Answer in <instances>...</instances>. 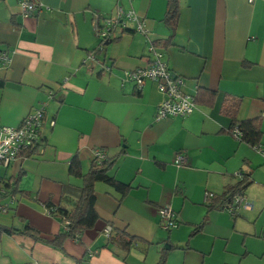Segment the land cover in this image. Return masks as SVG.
Wrapping results in <instances>:
<instances>
[{"label": "crops", "instance_id": "0c3cea01", "mask_svg": "<svg viewBox=\"0 0 264 264\" xmlns=\"http://www.w3.org/2000/svg\"><path fill=\"white\" fill-rule=\"evenodd\" d=\"M33 1L41 8L25 17L19 0H0V52L11 60L0 64V126L18 128L45 110L40 153L0 174L20 177L15 199L0 204L12 220L0 224L27 222L40 239L4 235L0 264H264V157L232 136L223 111L225 101L239 100L238 122L259 118L264 148V0H179L175 30L164 22L169 0ZM117 6L132 7L150 33L121 34L100 49L93 18L113 16ZM170 38L160 50L197 109L156 121L157 86L138 91L126 73L149 65L150 44ZM91 52L112 72L85 64ZM98 149L114 163L109 176L130 189L122 195L97 183L99 221L58 248L52 243L64 226L43 204L72 210L83 180L70 174L71 162L78 158L87 174ZM179 152L186 167L174 164ZM237 172L251 180L240 194L252 207L233 218L221 204L240 183ZM206 192L215 195L210 205ZM165 205L178 217L171 231L159 224Z\"/></svg>", "mask_w": 264, "mask_h": 264}, {"label": "built area", "instance_id": "2783aa9c", "mask_svg": "<svg viewBox=\"0 0 264 264\" xmlns=\"http://www.w3.org/2000/svg\"><path fill=\"white\" fill-rule=\"evenodd\" d=\"M130 4L134 0H127ZM253 4L255 0H248ZM19 6L22 15L28 17L36 13L41 6L33 0H19ZM93 31L95 36L101 41L102 49L107 42L114 41L125 30H132L135 33H140L147 36L150 31L146 28L145 21L131 7L125 9L122 6H117L113 16H101L96 14L93 18ZM149 65L142 68H137L132 72L126 73L127 81L133 82L138 91H142L149 83L157 86L158 91L163 96L162 102L159 104L155 119L156 121H164L167 119H184L192 115L197 109L196 97L186 91V81L182 76L176 75L170 69L163 52L156 48L153 43L149 46ZM10 56L7 52H0V64L7 68L10 64ZM96 63L107 72H112V67L106 65L99 57L97 52H91L85 60V64ZM45 110L39 109L31 113L18 128H9L0 126V169L8 170L13 164L21 158V153L25 152L32 146H35L42 140V130L45 117ZM55 122L52 123V127ZM232 136L240 141L242 133L235 127L232 130ZM254 150L264 157V148L259 146L254 147ZM93 161L98 165H102L107 161V157L103 150H94ZM189 163L188 156L185 152L176 154L174 164L178 168L186 167ZM236 176L242 181L243 174L237 172ZM215 195L210 192L205 194V203L210 205ZM45 212L49 216H54L55 208L43 206ZM252 205L246 201L242 194L235 195L232 200L226 202L222 206V210L235 218L241 208L250 209ZM3 213L7 212V207H0ZM160 227L166 231H171L179 227L178 217L176 212L169 206L159 209ZM66 221L64 226H68ZM113 230L108 226L104 232V236L111 237Z\"/></svg>", "mask_w": 264, "mask_h": 264}, {"label": "trees", "instance_id": "16d2710c", "mask_svg": "<svg viewBox=\"0 0 264 264\" xmlns=\"http://www.w3.org/2000/svg\"><path fill=\"white\" fill-rule=\"evenodd\" d=\"M179 0H169L168 3V11L164 22L172 29L175 30L178 24L179 18ZM125 33H135L132 30H125ZM118 39V38H117ZM115 39V40H117ZM114 40V41H115ZM172 43L171 38L167 41H157L153 42V45L161 49V47H168ZM1 86V84H0ZM197 103V98H196ZM240 101H225L223 106V111L226 114H229L233 118V126L238 127V129L242 133L241 142H244L251 147L259 146L261 143V139L263 137V132L261 130L260 119H251L242 122H238L236 120L237 111L240 106ZM232 129V130H233ZM232 130L230 133L232 134ZM42 140L39 141L35 146L30 147L25 152L21 153L20 160H27L36 157L40 153V147L42 146ZM19 160V161H20ZM114 163L106 161L102 165H98L95 161L92 162L91 167L87 174H83L80 166V161L78 158H75L70 165V174L74 177H79L83 180V187L75 193L76 202L72 210H69L64 207H58L49 202L43 204L48 208L54 207L56 213L54 217H58L63 226L66 221L69 222V225L64 226V230L60 233L56 239L53 241V245L62 248L64 241L67 239H77L79 235H81L84 231L88 229H92L95 227L96 223L99 221L100 217L96 211V192L95 185L99 182L105 183L116 189L122 195L128 193L130 186L123 184L117 181L114 177L109 176V170ZM5 179L4 177H2ZM1 179V178H0ZM0 180V204L1 199L10 195L14 200V196L17 193V186L19 183L20 177H14L10 180ZM251 185V180L247 177L244 178L236 187H232L228 189L224 193V201L221 204L222 206L226 202H230L235 195L240 194L241 191L246 190ZM10 189V192L7 190ZM65 189V187H64ZM7 190V191H6ZM211 205L210 207H212ZM2 207V206H0ZM7 207V211L9 210V206ZM23 227L16 226H5L0 224V241L4 235H25L30 236L36 240L40 239V233L34 229L29 223L24 222ZM130 243V242H129ZM161 264H164L163 262Z\"/></svg>", "mask_w": 264, "mask_h": 264}, {"label": "rangeland", "instance_id": "374dc122", "mask_svg": "<svg viewBox=\"0 0 264 264\" xmlns=\"http://www.w3.org/2000/svg\"><path fill=\"white\" fill-rule=\"evenodd\" d=\"M5 170H3V169H0V174L2 173V172H4ZM11 171H12V168H10L9 170H8V172L9 173H11ZM4 174V173H3ZM3 176V175H2ZM9 178H10V176H9ZM206 194V193H205ZM2 200V199H1ZM165 206H167V205H165ZM165 206H163V207H165ZM169 206H171V205H169ZM2 207H6V206H2ZM172 208V207H171ZM173 209V208H172ZM8 212V213H7ZM6 213H3L1 210H0V223H5L6 221H7V223H8V221L9 222H11V218H12V216L13 215H11V213H10V210L9 211H7ZM13 213V212H12ZM160 217V216H159ZM160 224V223H159Z\"/></svg>", "mask_w": 264, "mask_h": 264}, {"label": "water", "instance_id": "95a60500", "mask_svg": "<svg viewBox=\"0 0 264 264\" xmlns=\"http://www.w3.org/2000/svg\"><path fill=\"white\" fill-rule=\"evenodd\" d=\"M112 43H113V41H109V42L106 43V45H110V44H112ZM101 60H102L103 62H106V59H105V58H104V59L102 58Z\"/></svg>", "mask_w": 264, "mask_h": 264}]
</instances>
